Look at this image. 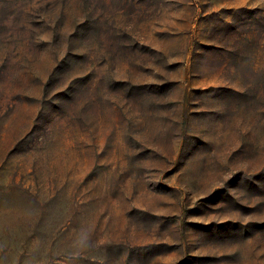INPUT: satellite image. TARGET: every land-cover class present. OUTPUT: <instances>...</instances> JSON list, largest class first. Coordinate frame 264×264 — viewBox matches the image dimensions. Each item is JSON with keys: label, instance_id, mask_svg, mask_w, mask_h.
I'll return each mask as SVG.
<instances>
[{"label": "rangeland", "instance_id": "obj_1", "mask_svg": "<svg viewBox=\"0 0 264 264\" xmlns=\"http://www.w3.org/2000/svg\"><path fill=\"white\" fill-rule=\"evenodd\" d=\"M0 264H264V0H0Z\"/></svg>", "mask_w": 264, "mask_h": 264}, {"label": "clouds", "instance_id": "obj_2", "mask_svg": "<svg viewBox=\"0 0 264 264\" xmlns=\"http://www.w3.org/2000/svg\"><path fill=\"white\" fill-rule=\"evenodd\" d=\"M89 244H90V240L87 233H83L79 236L78 240L75 242V247L78 252H83L87 249ZM73 258H75V256Z\"/></svg>", "mask_w": 264, "mask_h": 264}]
</instances>
